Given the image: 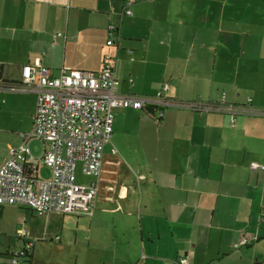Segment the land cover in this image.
<instances>
[{
	"label": "crops",
	"instance_id": "crops-1",
	"mask_svg": "<svg viewBox=\"0 0 264 264\" xmlns=\"http://www.w3.org/2000/svg\"><path fill=\"white\" fill-rule=\"evenodd\" d=\"M126 1L0 0V165L36 112L33 93L9 89L22 66L39 59L55 74L99 72L111 53L118 92L161 93L179 105H159L160 119L157 107L116 109L99 180L77 166V182L98 190L76 222L85 229L74 264H180L182 255L197 264H264V172L250 168L264 163V115L239 113L232 125L226 109L264 108V0H131V15ZM109 24L119 27L113 45ZM118 131V146L135 140L143 158L120 156ZM45 146L30 143L36 156ZM50 173L37 165V177ZM36 216L48 217L0 204V252L27 240L35 248ZM21 228L30 237L19 238Z\"/></svg>",
	"mask_w": 264,
	"mask_h": 264
},
{
	"label": "built area",
	"instance_id": "built-area-1",
	"mask_svg": "<svg viewBox=\"0 0 264 264\" xmlns=\"http://www.w3.org/2000/svg\"><path fill=\"white\" fill-rule=\"evenodd\" d=\"M131 3V0L126 1L124 14H132ZM118 30V26L109 24L107 45L115 43ZM113 60L114 56L106 53L99 72L62 69L55 74L39 59L34 64L22 66L20 80L12 83L9 89L16 93H33L37 107L32 128L20 133L21 142L9 146L8 156L0 165V204L24 205L39 216L54 212L89 215L97 197V182H77L76 170L80 165L83 174L99 180L104 150L112 137L115 110L157 107L154 115L160 119L163 110L159 105H179L169 102L161 93L141 96L118 92ZM226 109L232 125L239 113L264 115V108L227 106ZM32 140L46 145L42 156L32 153ZM112 152L117 153V149L113 147ZM40 162L51 169L48 178L37 177ZM250 168L264 172V163L251 162ZM18 236L27 239L30 232L21 228ZM256 239L257 235L243 236L234 248L250 245ZM32 245L27 240L24 247L12 250L9 264H21L24 249ZM177 262L197 264L183 255Z\"/></svg>",
	"mask_w": 264,
	"mask_h": 264
},
{
	"label": "rangeland",
	"instance_id": "rangeland-1",
	"mask_svg": "<svg viewBox=\"0 0 264 264\" xmlns=\"http://www.w3.org/2000/svg\"><path fill=\"white\" fill-rule=\"evenodd\" d=\"M120 135V131L116 132V134L113 132L114 145L117 144L118 146L120 143ZM127 147H130V150H128ZM118 148L120 156L126 161L128 155L135 157L140 156L143 158L145 154L142 144L136 143L135 140L122 141V146H118ZM106 150H109V148ZM77 172L80 173L79 171ZM82 177L87 179L89 176L83 174ZM36 218V223L38 225V232L36 235L39 236H36L38 239L35 241V248H33V264H74L77 260L82 259L81 247L85 225L79 228L77 227V215L52 213L45 218L38 216H36ZM77 232H79L78 236ZM76 236L78 240L77 243L74 242ZM3 245H5V243ZM11 245H13V242H11ZM16 246H20V244ZM6 249L5 246H1L3 252Z\"/></svg>",
	"mask_w": 264,
	"mask_h": 264
},
{
	"label": "trees",
	"instance_id": "trees-1",
	"mask_svg": "<svg viewBox=\"0 0 264 264\" xmlns=\"http://www.w3.org/2000/svg\"><path fill=\"white\" fill-rule=\"evenodd\" d=\"M211 110H216L219 108H216L214 106H210L209 107ZM152 109V108H151ZM153 110V109H152ZM150 111V110H149ZM151 112V111H150ZM19 238H22L20 236H18ZM23 240H25L24 238H22ZM32 244H34V242H32ZM33 246V245H32ZM21 247H24L21 246ZM21 247H15L12 250L16 249V248H21ZM33 248V247H32ZM29 248V249H24L25 250V254L23 255L21 264H33L32 259H33V249ZM12 250H5L4 252H0L1 255H3V261L1 262V264H9L10 258H11V251Z\"/></svg>",
	"mask_w": 264,
	"mask_h": 264
}]
</instances>
